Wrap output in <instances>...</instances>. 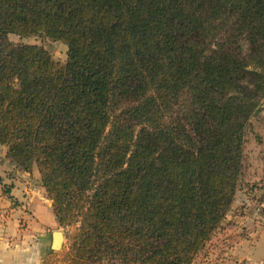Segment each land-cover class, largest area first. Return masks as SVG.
Instances as JSON below:
<instances>
[{
	"label": "trees",
	"instance_id": "1",
	"mask_svg": "<svg viewBox=\"0 0 264 264\" xmlns=\"http://www.w3.org/2000/svg\"><path fill=\"white\" fill-rule=\"evenodd\" d=\"M263 100L264 0H0V145L66 240L41 264H191Z\"/></svg>",
	"mask_w": 264,
	"mask_h": 264
},
{
	"label": "rangeland",
	"instance_id": "2",
	"mask_svg": "<svg viewBox=\"0 0 264 264\" xmlns=\"http://www.w3.org/2000/svg\"><path fill=\"white\" fill-rule=\"evenodd\" d=\"M8 39L14 43L41 46L55 61L59 63L66 61L67 45L61 40L37 35L19 37L14 34H9ZM4 147L0 145V165L7 160L10 169L0 167V171L6 173L5 177L0 176V194H8L10 206L0 205V222L6 219L9 208L23 205L13 200V196L9 195L11 184L4 182L6 178L11 179L12 175L17 173L16 176H19L18 174L23 172L6 157ZM25 176L34 190L33 194H37L40 199V194L45 197L46 193L41 186L36 165H32ZM18 219V223L22 224L23 220ZM54 231L63 233L60 248L62 250L66 241L64 229L57 224L52 235ZM197 256L198 260L195 262L197 264H264V100L246 128L243 172L231 209Z\"/></svg>",
	"mask_w": 264,
	"mask_h": 264
},
{
	"label": "crops",
	"instance_id": "3",
	"mask_svg": "<svg viewBox=\"0 0 264 264\" xmlns=\"http://www.w3.org/2000/svg\"><path fill=\"white\" fill-rule=\"evenodd\" d=\"M0 167L10 169L9 162L5 160ZM26 174L28 172L23 171L16 176V173L11 179L6 178L4 181L11 184L9 195L23 205L9 208L6 219L0 222V264H41L43 257L51 250L52 231L57 224L50 200L43 194L39 195L41 199L33 194L34 190L27 181ZM5 175L4 171H0L1 177ZM7 195L0 194V205L10 206ZM18 218L23 220L22 224L18 223ZM196 260L198 256L191 264H197Z\"/></svg>",
	"mask_w": 264,
	"mask_h": 264
},
{
	"label": "water",
	"instance_id": "4",
	"mask_svg": "<svg viewBox=\"0 0 264 264\" xmlns=\"http://www.w3.org/2000/svg\"><path fill=\"white\" fill-rule=\"evenodd\" d=\"M52 236H53V241H52L51 248L53 251H58L61 248L62 243H63V233L59 231H54Z\"/></svg>",
	"mask_w": 264,
	"mask_h": 264
}]
</instances>
